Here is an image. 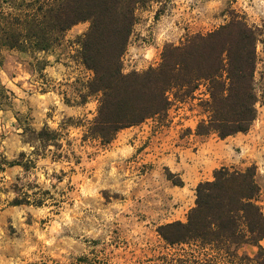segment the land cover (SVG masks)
<instances>
[{"label": "rangeland", "instance_id": "rangeland-1", "mask_svg": "<svg viewBox=\"0 0 264 264\" xmlns=\"http://www.w3.org/2000/svg\"><path fill=\"white\" fill-rule=\"evenodd\" d=\"M234 17L256 33V116L247 132L224 139L194 134L207 115L202 83L190 97L172 101L164 118L123 129L107 145L83 138L97 105L93 96L81 103L92 74L76 40L87 22L46 53H3L0 81L12 97L0 107V264H175L210 257L192 244L166 245L156 229L185 221L200 182L191 187L183 178L191 185L213 163L255 167L264 215V0H150L135 11L122 71L155 67L166 44L205 35ZM44 127L55 138L32 139ZM26 160V170L5 165ZM23 192L42 205H11ZM238 253L253 256L256 248Z\"/></svg>", "mask_w": 264, "mask_h": 264}, {"label": "trees", "instance_id": "trees-1", "mask_svg": "<svg viewBox=\"0 0 264 264\" xmlns=\"http://www.w3.org/2000/svg\"><path fill=\"white\" fill-rule=\"evenodd\" d=\"M149 1L0 0V68L5 51L46 53L71 27L87 22L86 32L76 40L80 62L92 74L81 103L93 96L97 105L83 138L107 145L123 129L151 118H164L172 101L190 97L201 83L207 96L203 103L207 115L196 124L194 134H215L224 139L247 132L256 116L254 29L234 17L205 35H193L179 45L166 44L157 66L124 73L122 56L135 24V11ZM11 97L0 81V107ZM33 135L32 139L49 142L56 134L44 127ZM29 163L5 165L26 170ZM254 175V166L215 169L211 181L196 185L194 204L185 221L157 227V235L170 247L192 244L213 253L205 259L192 257L175 264H211L213 260L264 264L260 245L264 215L257 204L260 189ZM167 177L170 180L171 174ZM10 204L39 207L42 202L23 192ZM243 246L256 248L255 255L239 254Z\"/></svg>", "mask_w": 264, "mask_h": 264}, {"label": "crops", "instance_id": "crops-1", "mask_svg": "<svg viewBox=\"0 0 264 264\" xmlns=\"http://www.w3.org/2000/svg\"><path fill=\"white\" fill-rule=\"evenodd\" d=\"M219 166H221V165H216V164L213 163V166H211V168H209V170H208L209 172H205L204 169H203V172H202V173H198V175L195 176V177H196V178H195L196 180H195V182H194L193 184H191V185H190V183H188V182L183 178L185 185L193 187V186H195L198 182L211 181V180H212V171H213L214 169H217ZM260 245L263 247V245H264V239L260 241Z\"/></svg>", "mask_w": 264, "mask_h": 264}]
</instances>
